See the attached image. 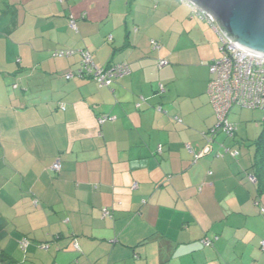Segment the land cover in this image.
Here are the masks:
<instances>
[{"label": "crops", "instance_id": "1", "mask_svg": "<svg viewBox=\"0 0 264 264\" xmlns=\"http://www.w3.org/2000/svg\"><path fill=\"white\" fill-rule=\"evenodd\" d=\"M0 39L16 60L0 69L15 90L0 100V264H264L255 148L205 140L210 24L178 0H0ZM83 49L129 72L81 78Z\"/></svg>", "mask_w": 264, "mask_h": 264}, {"label": "built area", "instance_id": "2", "mask_svg": "<svg viewBox=\"0 0 264 264\" xmlns=\"http://www.w3.org/2000/svg\"><path fill=\"white\" fill-rule=\"evenodd\" d=\"M62 1V0H57ZM187 5L194 17L200 20H205L216 31L219 37L220 58L213 60L209 66V72L212 76L207 85V94L210 105L213 108L216 123L209 131L207 137V145L212 141V137L218 132H222L227 136L232 137L236 131V127L229 121L228 115L233 107L246 109H264V57L256 56L245 52L237 47L232 41L225 38L215 25V20L201 9L181 0ZM70 26L76 30L75 22L70 20ZM154 47H157L155 42H151ZM70 54V53H67ZM59 55H64L60 52ZM81 69L79 77H92L100 86H110L113 77H121L129 72L126 64H117L109 68L97 67L92 56L88 52H81ZM166 64L165 61H160L159 66ZM71 74L66 78H71ZM111 117L101 116L98 118V123L102 124L106 120H111ZM177 121L180 122L177 118ZM210 151V147L206 146L200 153L202 157ZM231 156H236L237 153L232 151ZM196 157V156H195ZM61 168L59 159H57L51 169L58 172ZM249 181L255 182L253 176H249ZM135 187V185H134ZM104 217H110L108 210H103ZM22 248L27 245V241L22 242ZM264 247V242L262 243ZM43 249L47 245H42ZM77 249V245H74Z\"/></svg>", "mask_w": 264, "mask_h": 264}, {"label": "water", "instance_id": "3", "mask_svg": "<svg viewBox=\"0 0 264 264\" xmlns=\"http://www.w3.org/2000/svg\"><path fill=\"white\" fill-rule=\"evenodd\" d=\"M215 20L237 47L264 57V0H185Z\"/></svg>", "mask_w": 264, "mask_h": 264}, {"label": "rangeland", "instance_id": "4", "mask_svg": "<svg viewBox=\"0 0 264 264\" xmlns=\"http://www.w3.org/2000/svg\"><path fill=\"white\" fill-rule=\"evenodd\" d=\"M68 1L71 2V0ZM56 4H58L59 6L61 5L65 6L66 0L56 1ZM78 4H80V2ZM14 52L15 50L11 42L5 39H0V69L4 67L5 63H12L15 65L16 60L15 58H13ZM218 52L220 55L219 47H218ZM15 66H12L9 70L14 71ZM5 71L8 70L5 69ZM4 83H8L7 87L5 88H3ZM12 85L13 83H11V78H9L7 74H0V100H5L6 97H9L8 95L9 90L11 92L13 91L14 88V86ZM263 117H264V112L262 110L246 109L240 107H233L231 109L228 118L230 122L233 121L235 123V127H236L235 139L239 143L238 145L235 146V148H254L253 142L258 138L261 132V121ZM227 139L231 140L232 137H228ZM0 175L5 177L8 175V164L7 162L4 163L3 160L1 159H0ZM20 239L18 241V247H19ZM1 246L2 244H0V247ZM19 250L20 252L24 253V250H22L20 247Z\"/></svg>", "mask_w": 264, "mask_h": 264}, {"label": "trees", "instance_id": "5", "mask_svg": "<svg viewBox=\"0 0 264 264\" xmlns=\"http://www.w3.org/2000/svg\"><path fill=\"white\" fill-rule=\"evenodd\" d=\"M57 1V0H56ZM179 2H181V0H178ZM182 3V2H181ZM184 4V3H183ZM187 6V5H186ZM188 7V6H187ZM188 9H189V12H190V16H192V17H194L193 16V14H192V11H191V9L188 7ZM196 19H198L197 17H195ZM70 20H72V21H74L75 22V19H73L72 17H70V19H69V21H68V26L70 27V29L73 31H75V29H73L71 26H70ZM198 20H200V19H198ZM201 21H205V20H201ZM206 22V21H205ZM218 29V28H217ZM152 42H154V41H152ZM151 45L154 47V45L151 43ZM218 47H219V37H218ZM60 52H63L64 53V55H59V53ZM81 52H88L87 50H85V49H83V50H79V55H80V63H79V72H80V69H81V58H82V56H81ZM67 53H70V54H67ZM72 53H75V51H71V52H68V51H64V50H62V51H57V52H54V56L55 57H60V58H65L66 56L67 57H69L70 55H72ZM89 53V52H88ZM90 54V53H89ZM91 55V54H90ZM92 56V55H91ZM220 56H221V53H220ZM220 56L218 57V58H220ZM218 58H216V59H218ZM92 59H93V57H92ZM215 59V60H216ZM160 62V61H159ZM212 63V62H211ZM210 63V64H211ZM117 64H125V63H114V62H112V59L110 60V61H108L107 63H106V65L105 66H103L102 68H109V67H111V66H113V65H117ZM210 64L208 65V70H209V66H210ZM82 70V69H81ZM210 73V72H209ZM211 75V74H210ZM78 76H80L79 75V73H78ZM124 76V75H123ZM67 77V75H65V79L66 80H68V78H66ZM84 77H86L87 79H91V80H93V81H95L92 77H89V76H84ZM122 77V76H121ZM117 78H119V77H113L112 78V83L114 82V80L115 79H117ZM69 79H71V78H69ZM210 81V80H209ZM96 82V81H95ZM97 83V82H96ZM111 83V84H112ZM98 84V83H97ZM99 85V84H98ZM100 86V85H99ZM100 87H106V86H100ZM109 87V86H108ZM207 96H208V94H207ZM209 98V97H208ZM137 107H139V106H137ZM212 107V106H211ZM213 109V108H212ZM257 110H262V109H257ZM263 112H264V109L262 110ZM214 112V111H213ZM214 116H215V114H214ZM101 117V116H100ZM109 117V116H108ZM112 118V117H111ZM174 120H175V118H174ZM97 121H98V119H97ZM177 121V120H176ZM215 123H216V118H215ZM233 124V123H232ZM235 125V124H234ZM215 126V125H214ZM213 126V127H214ZM218 133H221L224 137H226V138H228V137H230V136H227V135H225L224 133H222V132H218ZM218 133H216V134H218ZM234 135H235V133H234ZM234 135L232 136V138L234 137ZM215 136V135H214ZM214 136L212 137V141H214ZM208 138H209V136H208ZM205 140H207V137H205ZM253 145H254V148H255V151H254V159H253V163H252V166H251V168H250V170H251V172L252 173H249L248 175L249 176H253L254 177V179H255V182H252L253 184H255V187H256V193H257V196L259 197V196H262V195H264V117H263V119H262V121H261V132H260V134H259V136H258V138L253 142ZM232 152V150H228V152L227 153H231ZM232 157H236V156H232ZM249 170V171H250ZM258 209H259V211H260V213L261 214H264V204H262L260 201H258ZM215 240H217V237H214L213 239H206V238H204V239H202L201 240V243L203 244V245H205V246H211L212 245V243L215 241ZM23 241H27V245H28V240H27V238L26 237H21V239H20V242H19V247L22 249V250H24L25 251V249H26V247H27V245L24 247V248H22V242ZM263 243V242H262ZM41 248H42V246H40ZM43 249V248H42Z\"/></svg>", "mask_w": 264, "mask_h": 264}]
</instances>
